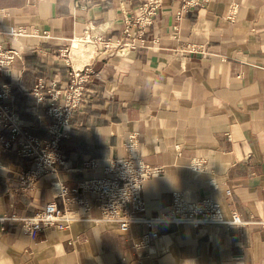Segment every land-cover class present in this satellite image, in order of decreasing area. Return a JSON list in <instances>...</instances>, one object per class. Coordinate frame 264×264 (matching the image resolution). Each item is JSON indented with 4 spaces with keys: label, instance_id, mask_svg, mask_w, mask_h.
<instances>
[{
    "label": "crops",
    "instance_id": "obj_1",
    "mask_svg": "<svg viewBox=\"0 0 264 264\" xmlns=\"http://www.w3.org/2000/svg\"><path fill=\"white\" fill-rule=\"evenodd\" d=\"M140 2L0 0V41L20 51L0 78L11 83L28 132L51 138L45 111L59 102L46 95L35 103L38 79L65 88L70 65L88 69V101L60 140L65 169L24 186L19 172L34 163L13 148L0 152V264H264V0H210L181 17L180 0H163L152 25L127 35L124 15L136 16ZM17 26L25 33L2 34ZM116 42H127L124 53ZM131 131L140 158L160 166L144 183L148 213L186 191L215 199L225 217L237 211L244 223L132 224L123 232L101 221L99 199L76 191V182L103 175L86 162L121 156ZM60 183L90 206L71 204L66 229L42 228L32 239L20 217L52 200L62 207ZM150 228L158 236L138 254L132 238Z\"/></svg>",
    "mask_w": 264,
    "mask_h": 264
},
{
    "label": "built area",
    "instance_id": "obj_2",
    "mask_svg": "<svg viewBox=\"0 0 264 264\" xmlns=\"http://www.w3.org/2000/svg\"><path fill=\"white\" fill-rule=\"evenodd\" d=\"M210 0H180L176 15L183 16L188 10L204 7ZM163 0H141L136 16L124 15L125 24L123 33L129 35L130 28L136 26L142 33L152 25L159 16ZM76 7H84L80 0H74ZM234 17V8L227 14L230 20ZM25 33L21 26L12 27L2 32L7 37H16ZM127 42H116V52L124 53ZM189 51L194 46H187ZM20 51L16 47H6L0 41V72L10 73L11 67ZM69 81L65 88H61L54 81L46 82L39 78L32 93L35 103L42 102L48 95L52 102L45 111L50 118L46 125L52 135L51 138H38L28 132L21 122L15 107V94L9 81L0 78V152L15 149L17 154L31 160L34 165L19 172V181L24 186H30L41 175L49 172L57 173L59 167L65 169L64 154L60 147L61 138L67 136L64 126L70 123L78 108L88 101L86 82L88 69L70 65ZM7 133V134H5ZM140 140L138 132L131 131L123 139L121 156L110 157L107 162H100L91 158L86 166L101 168L103 175L86 178L76 182V191L94 193L99 199L100 220L114 222L123 231H129L132 224L157 225L161 222L175 224L187 223L196 228L206 224L225 223L227 225H241L244 223L240 214L233 210L229 217H225L218 201L211 197L196 198L190 192L176 191L169 208L156 214L148 213L143 196V187L146 180L156 176L160 166L144 162L139 154ZM58 193L63 206L55 201H48L31 216L20 217L24 232L32 239L37 237L42 228L60 231L67 227L68 219L74 217L71 204L77 207L88 208L89 202L77 194L68 195L65 183L57 185ZM230 193V190H227ZM2 219V218H1ZM3 229V227H1ZM158 236V230L148 229L138 237L132 238L133 246L138 254L144 252L151 238Z\"/></svg>",
    "mask_w": 264,
    "mask_h": 264
}]
</instances>
